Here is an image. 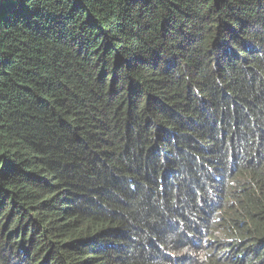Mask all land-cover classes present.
I'll return each mask as SVG.
<instances>
[{"label": "trees", "instance_id": "trees-1", "mask_svg": "<svg viewBox=\"0 0 264 264\" xmlns=\"http://www.w3.org/2000/svg\"><path fill=\"white\" fill-rule=\"evenodd\" d=\"M0 264H264V0H0Z\"/></svg>", "mask_w": 264, "mask_h": 264}]
</instances>
